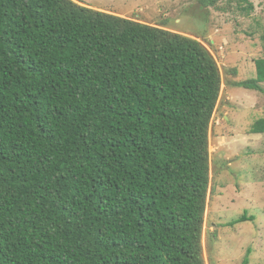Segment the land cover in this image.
I'll return each instance as SVG.
<instances>
[{
	"label": "trees",
	"instance_id": "obj_1",
	"mask_svg": "<svg viewBox=\"0 0 264 264\" xmlns=\"http://www.w3.org/2000/svg\"><path fill=\"white\" fill-rule=\"evenodd\" d=\"M256 74L233 85L264 92V59ZM221 88L197 40L72 0H0V264H206Z\"/></svg>",
	"mask_w": 264,
	"mask_h": 264
},
{
	"label": "rangeland",
	"instance_id": "obj_2",
	"mask_svg": "<svg viewBox=\"0 0 264 264\" xmlns=\"http://www.w3.org/2000/svg\"><path fill=\"white\" fill-rule=\"evenodd\" d=\"M199 41L222 77L209 131L211 184L203 234L206 264H264V134H252L264 118V92L234 83L256 78L264 59V0H72ZM264 88V84H262ZM245 212L253 221L227 224Z\"/></svg>",
	"mask_w": 264,
	"mask_h": 264
}]
</instances>
